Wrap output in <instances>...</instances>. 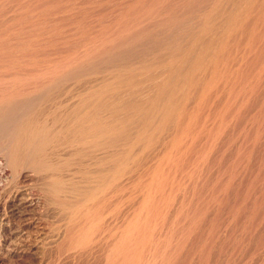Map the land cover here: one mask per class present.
I'll use <instances>...</instances> for the list:
<instances>
[{"label": "bare ground", "instance_id": "bare-ground-1", "mask_svg": "<svg viewBox=\"0 0 264 264\" xmlns=\"http://www.w3.org/2000/svg\"><path fill=\"white\" fill-rule=\"evenodd\" d=\"M0 1L15 12L0 11V104L42 97L43 113L31 110L0 153V203L11 184L49 172L46 196L65 221L59 250H88L107 232L105 264H187L195 253L210 263L224 217L233 241L253 235L264 219V0ZM155 27L170 35L158 40ZM72 91L84 93L47 115ZM226 143L239 152L219 154ZM62 149L69 159L54 161ZM75 163L90 170L83 185L66 179ZM8 193V204L22 196ZM233 241L225 252L236 259Z\"/></svg>", "mask_w": 264, "mask_h": 264}, {"label": "rangeland", "instance_id": "rangeland-1", "mask_svg": "<svg viewBox=\"0 0 264 264\" xmlns=\"http://www.w3.org/2000/svg\"><path fill=\"white\" fill-rule=\"evenodd\" d=\"M1 2H3V3H1ZM6 3V2H5ZM4 3V1H0V7H4L5 9L6 8H8L6 5L8 4V3H6L5 4ZM2 4H4V5H2ZM2 5V6H1ZM3 8H0V11H1V13L2 14H4V16H5V14H7L10 10L12 11L13 9H11V7H9L8 9V11L7 10H5V9H3ZM6 11V13H5V11ZM14 10L12 11V13H8V16H6L7 18H9L10 16V18H13L12 16H14ZM205 12V11H204ZM2 14H0V17L2 16ZM13 14V15H12ZM199 14V13H198ZM198 14H196V18L195 19H197V18H199L200 16H202L204 13L202 12H200V14H199V16H197ZM202 14V15H201ZM3 17V16H2ZM6 17H4V18H0L1 19V21H0V23L1 22H7L9 19H7ZM4 20V21H3ZM190 20V19H189ZM194 21H196V20H194ZM179 22V21H178ZM1 25V24H0ZM156 29H157V27H155ZM162 27H160V30L159 29H157V31H158V34L159 35H157L158 37H157V39L159 40V38H160V40H161V38H162V40H164L163 38H164V36L166 37V36H168V35H170V32L171 31H167V30H165L164 31V28L165 27H163V30L161 29ZM166 29V28H165ZM155 31V30H154ZM157 31H155L156 33H157ZM164 35V36H161V35ZM150 46V45H149ZM149 46H146L147 48L149 47ZM146 48V49H147ZM144 49H145V47H144ZM142 52H145V51H142ZM3 70V69H2ZM8 72H9V70L8 69H6ZM5 70V71H6ZM5 71H3L4 73H6ZM2 72V73H3ZM3 73V74H4ZM10 85V84H9ZM4 88H8L9 86H7V84H6V86L4 85L3 86ZM10 87H11V85H10ZM74 92V93H73ZM78 92H80V93H84V91L83 92H81V91H78ZM78 92L77 91H72L71 93H69L68 92V94H67V96L66 95H64L65 97H67V98H65L64 96H62L63 98H61V99H57L56 100V103L57 104H54L53 106L55 107V108H53V106H52V104H50V103H47V101H48V98L46 99V98H43V101H44V104H48V105H51L50 107L49 106H47V107H49V109H46V110H49V111H47V112H45L44 114L46 115L48 112V114L47 115H50V113H51V116L53 115V112H54V114L55 113H57V111L55 110V109H57V107H58V105L59 104H62V102L63 101H66V102H69V103H71L69 100L70 99H72L71 101H72V103H76V101H78L77 99H78V97H79V95H80V93H79V95H77V96H74V94L76 95V94H78ZM70 94V95H69ZM69 96H73L72 98H70ZM75 97H77V99L75 100V99H73V98H75ZM264 97V95L262 96V98ZM38 98H40V99H42V97H35V96H29V97H27V100L26 99H22V102L21 101H17L16 102V104H7V103H5V104H3V105H1L0 104V108L2 109H0V114L1 115H3V116H0V153L1 154H3V152H5L6 150H5V147L7 148L8 147V145H6V144H8V143H10V138H11V136L13 137L17 132H18V130H19V127H20V123H22V120L23 121H25L26 119H27V114H29V115H31L33 112H36V114H38L40 111V114L42 113V110L40 109L41 107V102L40 103H37V102H39L38 100ZM30 99V100H29ZM38 99V100H37ZM44 99H46V100H44ZM66 99V100H65ZM67 99H69V100H67ZM26 100V101H25ZM32 100H33V102H32ZM36 100V101H35ZM75 100V101H74ZM40 101H42V100H40ZM58 101H59V103H58ZM24 102V103H23ZM30 102V103H29ZM49 102V101H48ZM36 103V104H35ZM69 103H65V102H63V104H69ZM71 103V104H72ZM25 104V105H24ZM5 105H6V107H5ZM10 105V106H9ZM29 105V106H28ZM33 106V107H32ZM45 106V105H44ZM34 107H36V108H38V110H35L34 111ZM258 106H255L254 108H253V112L254 113H252V115L254 114L255 115V112H257L258 111V108H257ZM7 108H9V109H7ZM53 108V109H52ZM59 108V107H58ZM256 108V109H255ZM16 109V110H15ZM22 109V110H21ZM6 112H4V111ZM31 110H33L32 111V113L30 112ZM40 110V111H39ZM53 110V111H52ZM55 110V111H54ZM256 110V111H255ZM3 111V112H2ZM38 111V112H37ZM18 112V113H17ZM30 112V113H29ZM44 112V111H43ZM4 113V114H3ZM14 113V114H13ZM17 115H16V114ZM59 113V112H58ZM57 113V116H59L60 114H61V112L58 114ZM43 114V113H42ZM32 115H34V114H32ZM56 115V114H55ZM54 115V116H55ZM7 116V117H6ZM11 116V117H10ZM27 116V117H26ZM24 117H26V119H24ZM11 118V119H10ZM21 118V119H20ZM249 118H250V116H249ZM6 120V121H5ZM20 120V121H19ZM2 121V122H1ZM247 124H246V123ZM250 121H248V118H246L245 119V121H244V123L246 124V125H248V124H250L249 123ZM4 124V125H3ZM13 124V125H12ZM6 126V127H5ZM247 127V126H246ZM14 128V129H13ZM6 129H7V131H6ZM18 129V130H17ZM15 130H17V131H15ZM241 130V131H240ZM239 131L237 130L236 131V134H239V135H243L244 134V130L243 129H240ZM12 131V132H11ZM14 131H15V133H14ZM241 132H243V134L241 133ZM10 133V134H9ZM14 134V135H13ZM11 135V136H10ZM7 136H9V137H7ZM6 139V140H5ZM5 141V142H4ZM7 142V143H6ZM6 143V144H5ZM2 144V145H1ZM227 145H225V146H223V148H221V150H220V153L219 154H223L224 156H227L228 154H231V155H236L239 151L237 150V149H239L238 147H234L233 145H231L230 143H226ZM230 144V145H229ZM4 148H3V147ZM233 146V147H232ZM262 146V145H261ZM261 146L259 147V146H257L256 148L257 149H255V151L256 152H258V154H257V158H258V156H259V153L260 154H263V151H264V146H262V149H263V151L261 152V150L262 149H260L261 148ZM225 147V148H224ZM230 147V148H229ZM2 148H3V150H2ZM226 148H228V149H226ZM258 148H259V150H258ZM225 149V150H224ZM230 149V150H229ZM5 150V151H4ZM63 150H65V149H62V151L60 150V152H54V154L51 156L52 158H53V156H54V158H53V160L54 161H57L58 162V159H59V157H61L60 155H62V158H65V160L64 161H66V159H69V155L68 154H70V153H68V150H66V151H63ZM223 150V151H222ZM234 150V151H233ZM240 150V149H239ZM3 151V152H2ZM226 151V152H225ZM62 152V153H61ZM63 152H65V153H63ZM232 152H234V153H236V154H234V153H232ZM58 153H60V155L58 154ZM68 153V154H67ZM55 154H56V156L57 157H55ZM65 154V155H64ZM226 154V155H225ZM256 154V153H255ZM58 155H59V157H58ZM64 155V156H63ZM68 157V158H67ZM61 159V158H60ZM233 159V157L232 158H230V160H232ZM220 158H218V161L216 160V162H214V164L209 168L210 169V171H209V169H208V171H207V173H206V175H205V177L209 174L211 177H213V176H215L216 174H218L219 172H220V166L219 165H221V163H222V160H221V162H220ZM60 161V160H59ZM229 161V160H228ZM87 162H89L90 164H95V162H90V161H87ZM87 162H85L84 164H83V166H82V164L80 165V167H82V168H84V167H86L87 165H86V163ZM89 163H87V164H89ZM88 165V167H86L87 169L86 170H88V168L91 170V173H94V172H96V166L97 165ZM251 164V166L252 165H254V163H253V161L250 163ZM75 165H78V164H74L73 166H74V168H73V166L72 167H70V168H72L71 169V171H70V169H67V170H65V175H66V179L67 178H69V179H71L70 181H72V182H77L79 185H83V183L84 182H86V180H89L88 178H86V179H84L85 181L83 182L82 180H83V177H93V176H95V174L96 173H94V174H88V173H90V170L89 171H86V170H84L89 176H86L87 174H84L83 175V173H85L84 171H83V169L81 168L80 169V167H79V170H80V172L77 174L76 173V171H79V170H77L78 169V166H77V168L75 167ZM84 165H86V166H84ZM89 166H91V167H89ZM95 167V169H93ZM85 169V168H84ZM92 169H93V172H92ZM251 169V167H250V165L249 164H247V166H245L244 168H243V173H246V172H249V170ZM76 170V171H75ZM212 170V171H211ZM219 170V171H218ZM72 172V173H67V172ZM75 171V172H74ZM82 171H83V173H82ZM208 172H210V173H208ZM213 172V173H212ZM46 173V174H45ZM48 173L49 172H43V174L41 173H39V174H36V173H33V172H31V175L33 174V179H34V181H32V182H29V183H24V185L22 184V183H19V185L17 184V183H13V185L11 184L10 185V187L14 190V191H18V190H20V193H22V196H20L19 198H18V200H16L15 202H10L9 204L8 203H6V200H8L9 198V196L8 195H10V193H8V192H11V191H13L10 187H9V189H7L6 190V195H4V198H5V200H2V202L0 203V226H1V223H2V226H1V228H0V264H105V263H107L110 259H111V257H109L108 258V256H110V255H106V254H110L108 251H110V250H108V248L106 249V245H107V243L109 244H111L112 243V241L111 242H108V241H110V238H109V236H108V234L109 233H105V234H103L104 236L102 237V235H101V239L104 241V243H103V241H102V243H101V245H100V242H101V239L99 238V240L97 241L98 243H96L95 244V246H93V247H89L88 248V250H78V251H76V252H72V251H69L68 252V250H66V248L64 247L63 249H60L59 250V247H60V242H61V237H62V233H63V231L65 230L64 229V227H65V221L62 219L63 217H62V213L60 212V210L57 208V206L55 205V204H53V203H51V198L49 197V200L47 199V196L46 195H48V191H47V187L46 186H44V185H46V177H48L49 175H50V173H49V175H48ZM212 173V174H211ZM46 175V176H45ZM70 175V176H69ZM76 177H75V176ZM41 176V177H40ZM45 177V178H44ZM72 177H73V180H72ZM75 177V178H74ZM204 176H200V178L199 177H197V181H196V179H194L195 181H196V184L197 185H199L200 186V184H202V183H200V182H203L204 180H202V178H205ZM41 178V179H40ZM82 178V179H81ZM240 179H241V177H239ZM238 178V179H239ZM74 179H75V181H74ZM79 179H80V181H79ZM199 179V180H198ZM202 181H201V180ZM239 179V180H240ZM44 180V181H43ZM46 181V182H45ZM69 181V180H68ZM198 182V183H197ZM82 183V184H81ZM26 185V186H25ZM41 185V186H40ZM198 186V187H199ZM43 187V188H42ZM17 189V190H16ZM191 190V191H193L191 188H188V190ZM11 190V191H10ZM40 190V191H39ZM33 191V192H32ZM43 191H45V192H43ZM187 191V190H186ZM185 192L186 193V195H185V197L186 198H191L190 197V195L192 196V192ZM238 191H240V188H236V192H238ZM43 192V193H42ZM47 192V193H46ZM28 193V194H27ZM23 194H24V196H23ZM39 196V197H38ZM46 197V198H45ZM3 198V199H4ZM24 198H26V199H24ZM31 198V199H30ZM39 198V199H38ZM44 198H45V200H44ZM24 201H23V200ZM28 199H29V201L30 200H33V202L37 205V208L35 209V207L32 209V208H26L25 207V203L26 202H29L28 201ZM47 199V200H46ZM126 199V198H125ZM124 199V201H123V207L125 208V209H123L122 208V206H121V208H119V210H117L118 211V214H120V215H117L116 217H115V219L113 218L115 215H114V213L115 214H117L116 212H114L113 211V213H112V215L110 214V216L112 217V218H110V216L109 217H107L108 218V220L110 219L111 220V223H110V228H109V230L110 229H112V228H116V226H118V225H120V224H118V223H121L120 221H122V219H123V215H125V214H123V213H125V210H127V208H129V206H126V205H124V204H130L129 202L131 201V200H128V199H126L127 201H128V203H125V202H127L126 200ZM9 201V200H8ZM23 201V202H22ZM45 202V203H44ZM6 203V204H5ZM51 204V205H49V204ZM6 205V206H5ZM53 205H55V206H53ZM40 206V207H39ZM127 207V208H126ZM5 208H7L8 209V211H7V209H5ZM44 210H45V212H44ZM123 210V211H122ZM214 210H216V206H215V208H214ZM35 211V212H34ZM59 211V212H58ZM21 214H20V213ZM24 212V213H23ZM119 212H122V213H119ZM11 214V215H10ZM123 214V215H122ZM5 216V217H4ZM21 216V217H20ZM224 217V216H223ZM107 218H106V220H107ZM120 218V219H119ZM122 218V219H121ZM19 219V220H18ZM119 219V220H118ZM110 220H109V222H110ZM112 220H113V223L114 222H117L118 221V223L116 224V223H112ZM116 220V221H115ZM224 220V221H223ZM226 219H225V217L222 219V221H221V223H220V226H219V238L217 239V241L215 242V245L213 246V248H212V251H214V249H215V253H214V256H212L211 257V259H210V263L211 264H217V263H221V264H264V244L263 243H261L260 242V240L262 239V238H264V236H263V234H264V219L256 226V227H254L253 229H252V231H251V233L250 234H253V235H249L250 236V238L248 237V238H246L245 240H247V239H251V240H247V241H243V240H232V239H230L228 236H229V232H230V230H232V227H234V220L232 221V220H230V219H227L226 221H225ZM61 221V222H60ZM8 222V223H7ZM60 222V223H59ZM106 222H108V221H106ZM223 222V223H222ZM11 223V224H10ZM49 223V224H48ZM10 224V225H9ZM116 224V225H115ZM59 225V226H58ZM9 226V227H8ZM11 226V227H10ZM176 226V225H175ZM209 225L208 224H206L205 225V227H204V231L203 232H208L209 230H208V227ZM51 227V228H50ZM59 227V228H58ZM61 227V228H60ZM223 227V228H222ZM43 228V229H42ZM107 228V229H108ZM206 228V229H205ZM55 229H57L58 231H56ZM60 229H61V231H60ZM225 229V230H224ZM240 229V228H239ZM239 229H237V231H238V233H240L241 234V232H242V234L245 232V233H247L248 231H246L247 230V228H243V231H241L242 230V227H241V229L239 230ZM255 229V230H254ZM245 230V231H244ZM257 230V231H256ZM241 231V232H240ZM263 231V232H262ZM60 232V233H59ZM109 232V231H108ZM38 233V234H37ZM225 233V234H224ZM244 233V234H245ZM51 234V235H50ZM58 235V236H57ZM262 235V236H261ZM56 236V237H55ZM105 236H107L106 238H105ZM259 237V238H258ZM226 239V240H225ZM260 239V240H259ZM107 242H106V241ZM229 240V241H228ZM235 242V244H236V242H237V244H239L238 246H240L239 248H238V250L234 253L235 254V256L234 257H236V259L235 258H233L231 255H230V252H225V248L227 247V245L228 244H230L231 242ZM242 241V242H241ZM43 242V243H42ZM247 242V243H246ZM258 242V243H257ZM58 243V244H57ZM241 243V244H240ZM109 244V246H110V249H113V246H111ZM261 244V245H260ZM103 245V246H102ZM96 246H97V249H96ZM57 247H58V251H57ZM112 247V248H111ZM55 248V249H54ZM91 248V249H90ZM103 248V249H102ZM101 249V250H100ZM105 249V250H104ZM188 249V248H187ZM221 249V250H220ZM224 249V251H222ZM249 249V250H248ZM94 252H93V251ZM96 250H98V252L96 251ZM107 250V252H106V254H105V251ZM243 250V251H242ZM260 250V251H259ZM73 251H75V250H73ZM82 251V252H81ZM91 251V252H90ZM101 251H103V252H101ZM81 252V253H80ZM84 252V253H83ZM87 252V253H86ZM90 252V253H89ZM79 253V254H78ZM194 252H192V254H193ZM220 255H218V254ZM221 253V254H220ZM222 253H223V255H222ZM253 253V254H252ZM53 254V255H52ZM73 254H75V256L73 255ZM81 254V255H80ZM40 255V256H39ZM103 255V256H102ZM216 255V256H215ZM228 255V256H227ZM237 255V256H236ZM247 255V256H246ZM77 256H81V257H77ZM100 258H99V257ZM199 256V254L197 255L196 253H195V255L193 254V259L191 260V261H189L187 264H199V261H198V259H200V256ZM218 256V257H217ZM222 256V257H221ZM227 256V257H226ZM230 256V257H229ZM56 257V258H55ZM77 257V258H76ZM90 259H89V258ZM94 257V258H93ZM107 259V261H106V259ZM198 257V258H197ZM229 257V258H228ZM101 258H104L105 260L103 261V259H101ZM223 260H221V259ZM226 258V259H225ZM102 261H101V260ZM109 259V260H108ZM217 259H219V260H217ZM229 259H232V260H229ZM245 259V260H244ZM84 260V261H83ZM195 260V261H194ZM213 260V261H212ZM216 260V261H215ZM226 260V261H225ZM247 260V261H246ZM78 261V262H77ZM88 261V262H87ZM230 261V262H229ZM84 262V263H83ZM105 262V263H104ZM213 262V263H212ZM225 262V263H224ZM210 263H206V264H210ZM205 264V263H204Z\"/></svg>", "mask_w": 264, "mask_h": 264}]
</instances>
